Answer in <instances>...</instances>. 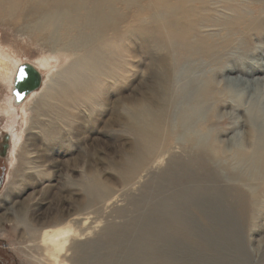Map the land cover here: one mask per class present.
I'll use <instances>...</instances> for the list:
<instances>
[{
    "label": "bare ground",
    "instance_id": "6f19581e",
    "mask_svg": "<svg viewBox=\"0 0 264 264\" xmlns=\"http://www.w3.org/2000/svg\"><path fill=\"white\" fill-rule=\"evenodd\" d=\"M126 1L136 2L134 21L140 25L138 32L143 37H150L155 44L160 43L162 53L152 62L158 75L144 80L134 99H125L124 113L118 114L115 120L122 122L120 130L106 134L114 139L132 138V153L121 159V167L114 163L119 168L115 172L121 183L129 185L141 172L148 173L155 168L159 157L170 154L171 141L198 147L194 156L199 158L220 156L223 153L213 141H220L218 137L222 130L216 127L220 125V119L224 120L234 111L242 113L247 131L240 133V128L233 124L229 126L232 136L226 141H264V105L261 99L257 100L264 91V78L255 76L264 72V66L244 63L249 53L241 55L239 50L241 42L247 44L249 38H264V0H231L232 4L227 3L230 0H221L222 8L227 11L225 15L208 8L203 0H0V23L13 27L19 18L33 19L42 33L56 34L59 40L56 55L40 56L30 63L0 43V84L8 90L0 102V117L8 119L3 129L12 144L9 176L11 179L14 176L27 177L26 181L33 182L31 193L25 197L22 191L17 200L12 192L15 183L9 179L2 201L4 205L9 203L7 210L15 213L14 208L20 209L24 204L31 206L42 199L45 206L40 211L32 209L22 216L17 214L14 220L8 216L14 224L13 229L20 228L21 237L42 251V258H36L38 264H84L83 258L79 262L75 258L67 259V251L76 234L75 225L81 220L88 221L91 213L79 214L80 205L86 204V200L76 199V193L67 191L64 194L63 189L53 194L49 201V186L37 190L36 187H40L48 176L45 166L50 165L54 173L59 167L47 162L51 152L47 155L46 146L21 144L23 134L26 130H39V139L33 140L41 141L67 129L70 131L66 134L73 141L76 135L72 136L74 128L71 127L79 119V110L92 112L96 96L108 86L107 81L116 77L119 80L124 72L123 42L125 33L132 27L125 21L122 10ZM212 13L216 14L212 16ZM213 26L218 27L220 34L216 37L205 35V30ZM78 40H81L79 45ZM63 59L68 61L67 65L61 61ZM25 63L40 73L41 85L20 104H15L12 95L14 77L17 68ZM50 66H53V74H49ZM146 70L148 72V68ZM149 72L148 76L151 75ZM217 76H221L220 81H215ZM225 106L232 112H220L219 115V110ZM89 117L86 121H90ZM18 122L20 126L16 129ZM81 126L84 125L81 123ZM259 144L252 146L249 154L237 155L252 163L253 172L264 175V145ZM34 150H38L36 156H33L36 154ZM15 162H18V168ZM111 164L106 166L116 168ZM77 166V158L71 160L69 167L73 170L67 169L65 178L70 179ZM84 167L89 172L95 169L93 162ZM91 181L97 183L99 189L105 188L97 179ZM103 198L100 192L95 198L89 197L86 205L99 210ZM234 198L241 218L245 217V194L235 191ZM25 199L27 201L23 202ZM250 199L253 204L257 201L255 195ZM5 220L9 221L6 215L0 216V223ZM180 224L182 226H178L176 234L188 236L183 226L185 223ZM74 249L78 248L75 246Z\"/></svg>",
    "mask_w": 264,
    "mask_h": 264
},
{
    "label": "rangeland",
    "instance_id": "374dc122",
    "mask_svg": "<svg viewBox=\"0 0 264 264\" xmlns=\"http://www.w3.org/2000/svg\"><path fill=\"white\" fill-rule=\"evenodd\" d=\"M203 1L207 2L208 8L218 10L217 14L227 13L222 8L221 0ZM227 3L232 4V1ZM136 7V2L128 1L122 6L125 21L132 24L129 32L125 33L123 42L124 72L119 80L116 77L112 81H107L108 86L96 96L94 111L79 110V119L71 127V129L79 127V131L78 128L73 129L72 136L76 135L73 141L67 136L66 132L70 131L67 129L58 134L59 136H50L51 138L43 139L42 142L33 140L39 139V130H26L21 140V144L36 143L39 146H46L49 150L47 155L50 152L54 153L49 155L47 162L55 163L59 170L54 173V169L46 165L48 176L43 179L40 187H36L37 190H42L49 186V201L53 199V194L56 195L63 189L64 194H67V191L76 193L75 198L79 201L86 200V204L92 197L100 195V192L102 198L104 197L99 210H93L86 204L80 205L79 214L87 212L91 214L88 221L81 220L75 225L76 237L69 242L67 259L75 258L79 262L83 258L84 264H264V175L253 172L252 163L237 155L249 154L252 146L257 143L264 145V141H226L232 136L229 126L233 124L240 128V133L247 131L242 122V113L232 112L227 106L219 110V115L222 112L233 114L231 116L228 114L224 120L220 119V125L216 127L222 131L218 137L220 141L213 142L223 153L216 158H199L197 155L194 156L199 151L198 147L171 141L170 154L159 157L158 162L153 164L155 168H151L149 174L141 172L133 183L122 184L115 172L119 169L117 166H122L121 159L132 153L130 141L132 138L114 139L113 136L108 137L106 134L120 127L122 122L115 120L118 114L124 113L125 99H134L142 82L148 77L151 79L153 75V77L158 75L155 69L153 70L152 62L162 53L159 50L160 43L155 44L150 37H143L138 32L140 25L134 21ZM216 13H212V16ZM34 23L33 19L25 17L19 18L13 27L4 22L0 23V43L8 46L17 56L28 59L29 63L40 56L56 55L60 48L56 34H44L39 24ZM204 33L210 37L220 34L216 26L208 28ZM262 38L263 36L249 38L247 44L241 42L239 46L241 55L249 53L243 60L244 63L257 67L264 66ZM77 42L79 45L81 40ZM64 63L67 65L68 61ZM65 64L63 66H66ZM57 65L58 62L55 66ZM52 67L48 68L49 74L54 73ZM146 67L151 77L148 76ZM255 76L264 78V72ZM220 77L217 76L215 81H220ZM6 92L8 93V90L0 84V102L5 99ZM261 94L257 100L261 99L260 101H263L261 104L264 105V91ZM88 117L90 121H86ZM7 121L5 116L0 117V150L4 135H8L3 129ZM81 123L84 126H81ZM110 125L111 128H108ZM16 126H18L16 129H19L20 122ZM23 129H26L25 126ZM119 130L120 128L117 131ZM62 138L66 141H62ZM5 144L7 145L5 155L0 156V177L3 174L0 183V216L6 215L9 221L0 223V264H38L36 258H42V251L36 250L34 245H29L30 242L21 237L20 228L13 229L14 224L8 216L14 220L17 214L22 216L32 209L40 211L45 205L40 199L31 206L24 204L20 209L14 208L16 211L14 213L7 210L6 206L9 203L3 204L2 200L5 198L2 195L11 179L9 176L12 167L11 138L8 137ZM50 148L54 150L51 151ZM37 151L33 156L38 154ZM76 158L78 166L70 179H67L64 176L65 171L73 170L69 165L71 166V160ZM91 162L94 163L95 169L89 172L84 165ZM15 163V167L18 168V162ZM110 163L116 168L106 166ZM19 177H12L15 183L12 192L16 199L22 191L26 197L33 187L31 185L33 182L26 181L27 177ZM92 178L103 183L105 188L99 189L97 183L91 181ZM135 180L140 183H136ZM15 181L20 185L18 186ZM37 181L39 182L38 179ZM235 191L245 194L246 212L243 218L236 206ZM253 195L257 197L254 204L250 199ZM26 201L25 199L23 202ZM180 222L187 223L183 226L189 233L188 236L185 233L176 234L178 226H182ZM80 230L84 234H81ZM34 244L37 245L36 241ZM75 246L78 249L75 250Z\"/></svg>",
    "mask_w": 264,
    "mask_h": 264
},
{
    "label": "water",
    "instance_id": "95a60500",
    "mask_svg": "<svg viewBox=\"0 0 264 264\" xmlns=\"http://www.w3.org/2000/svg\"><path fill=\"white\" fill-rule=\"evenodd\" d=\"M40 85V73L27 63L20 65L16 70L12 88L14 103L20 104L29 93L37 90ZM6 142L3 144V150L7 147ZM1 156H4V153Z\"/></svg>",
    "mask_w": 264,
    "mask_h": 264
},
{
    "label": "flooded vegetation",
    "instance_id": "af4514ba",
    "mask_svg": "<svg viewBox=\"0 0 264 264\" xmlns=\"http://www.w3.org/2000/svg\"><path fill=\"white\" fill-rule=\"evenodd\" d=\"M7 139H8V135H4V137H3V144H4L5 141H8ZM3 147H4V146L2 145L1 148L3 149ZM2 149L0 150V156H1V154L4 153V152H3L4 150H2ZM4 155H5V153H4ZM1 157H2V156H1ZM2 176H3V174H2ZM2 176L0 177V183H2Z\"/></svg>",
    "mask_w": 264,
    "mask_h": 264
}]
</instances>
